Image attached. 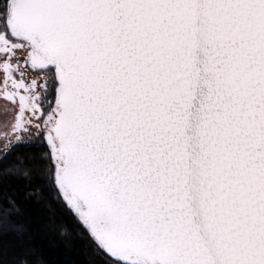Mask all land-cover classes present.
I'll return each instance as SVG.
<instances>
[{"label": "snow or ice", "instance_id": "obj_1", "mask_svg": "<svg viewBox=\"0 0 264 264\" xmlns=\"http://www.w3.org/2000/svg\"><path fill=\"white\" fill-rule=\"evenodd\" d=\"M0 113L62 264H264V0H0ZM34 239L0 197V264Z\"/></svg>", "mask_w": 264, "mask_h": 264}, {"label": "trees", "instance_id": "obj_2", "mask_svg": "<svg viewBox=\"0 0 264 264\" xmlns=\"http://www.w3.org/2000/svg\"><path fill=\"white\" fill-rule=\"evenodd\" d=\"M40 186V177H33L30 184L22 178L11 177L5 180L3 188L0 189V197L12 194L20 199L23 220L33 226L35 233V239L30 243L38 248L37 255L42 256V264H62L63 257L58 248L60 233L57 229L71 227L74 221L68 213L60 216L59 210L49 201L46 194L30 201L23 200L22 194L26 188L38 189ZM54 213L56 215H53ZM90 258L88 245H79L78 255L74 258L75 264H89Z\"/></svg>", "mask_w": 264, "mask_h": 264}, {"label": "rangeland", "instance_id": "obj_3", "mask_svg": "<svg viewBox=\"0 0 264 264\" xmlns=\"http://www.w3.org/2000/svg\"><path fill=\"white\" fill-rule=\"evenodd\" d=\"M5 119H7V117H5L3 113H0V121H3Z\"/></svg>", "mask_w": 264, "mask_h": 264}]
</instances>
